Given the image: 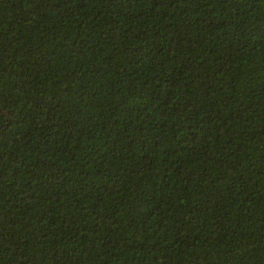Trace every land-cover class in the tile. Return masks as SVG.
I'll return each mask as SVG.
<instances>
[{
	"label": "trees",
	"instance_id": "trees-1",
	"mask_svg": "<svg viewBox=\"0 0 264 264\" xmlns=\"http://www.w3.org/2000/svg\"><path fill=\"white\" fill-rule=\"evenodd\" d=\"M0 264H264V0H0Z\"/></svg>",
	"mask_w": 264,
	"mask_h": 264
}]
</instances>
